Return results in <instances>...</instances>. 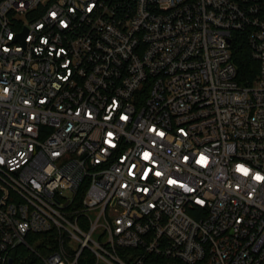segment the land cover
Masks as SVG:
<instances>
[{"label": "built area", "instance_id": "built-area-1", "mask_svg": "<svg viewBox=\"0 0 264 264\" xmlns=\"http://www.w3.org/2000/svg\"><path fill=\"white\" fill-rule=\"evenodd\" d=\"M257 174L264 0H0V264H264Z\"/></svg>", "mask_w": 264, "mask_h": 264}, {"label": "trees", "instance_id": "trees-1", "mask_svg": "<svg viewBox=\"0 0 264 264\" xmlns=\"http://www.w3.org/2000/svg\"><path fill=\"white\" fill-rule=\"evenodd\" d=\"M231 59L236 69V81L241 86L253 85L259 65L251 58L245 37H237L231 46Z\"/></svg>", "mask_w": 264, "mask_h": 264}, {"label": "snow or ice", "instance_id": "snow-or-ice-1", "mask_svg": "<svg viewBox=\"0 0 264 264\" xmlns=\"http://www.w3.org/2000/svg\"><path fill=\"white\" fill-rule=\"evenodd\" d=\"M110 135H111V134H110ZM161 135H163V134L161 133ZM237 170L240 171L241 173L245 174V175L248 174V169L245 168V167L242 166V165H237ZM158 174H159V173H158ZM254 178L257 179V180H264V177H261V176L258 175V174H257ZM170 183H175V181H170Z\"/></svg>", "mask_w": 264, "mask_h": 264}]
</instances>
